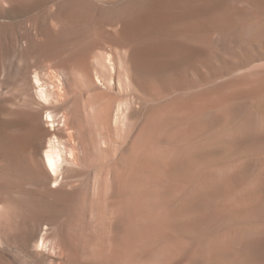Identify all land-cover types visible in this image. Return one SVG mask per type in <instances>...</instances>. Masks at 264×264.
Listing matches in <instances>:
<instances>
[{
    "label": "rangeland",
    "instance_id": "rangeland-1",
    "mask_svg": "<svg viewBox=\"0 0 264 264\" xmlns=\"http://www.w3.org/2000/svg\"><path fill=\"white\" fill-rule=\"evenodd\" d=\"M0 264H264V0H0Z\"/></svg>",
    "mask_w": 264,
    "mask_h": 264
},
{
    "label": "bare ground",
    "instance_id": "bare-ground-1",
    "mask_svg": "<svg viewBox=\"0 0 264 264\" xmlns=\"http://www.w3.org/2000/svg\"><path fill=\"white\" fill-rule=\"evenodd\" d=\"M155 46L154 45H149L146 49V51H150L151 49H154ZM146 51L144 53H146ZM142 58V57H141ZM114 76V75H113ZM37 78V77H36ZM37 81H39V79L37 78ZM116 87V86H115ZM122 91V90H121ZM45 92V90H43V93ZM128 92H132V89H128V91H125V93ZM109 93V92H107ZM123 93V92H122ZM97 101V100H96ZM103 102V101H102ZM113 109V101H107L103 104V110H104V114L106 116H110L111 112ZM49 118L53 119V114H49ZM42 131H46L50 134H53L52 129H47L45 127H42L41 129ZM56 139V138H55ZM46 158L48 161V165L51 168V170L53 172H57L58 166H59V162L62 159V152L60 151V149H58V145L55 144L54 140H50L48 149L46 150Z\"/></svg>",
    "mask_w": 264,
    "mask_h": 264
}]
</instances>
